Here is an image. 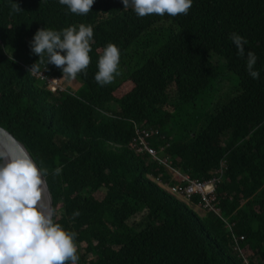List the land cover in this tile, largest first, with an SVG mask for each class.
I'll use <instances>...</instances> for the list:
<instances>
[{"label": "trees", "instance_id": "1", "mask_svg": "<svg viewBox=\"0 0 264 264\" xmlns=\"http://www.w3.org/2000/svg\"><path fill=\"white\" fill-rule=\"evenodd\" d=\"M80 23L93 26L91 62L69 79L45 55L41 73L63 88L51 93L28 72L39 59L34 34ZM233 32L248 41L244 56ZM109 43L119 75L101 86ZM249 50L259 79L248 73ZM0 127L48 170L53 219L77 234V264H264V0H192L175 17H138L122 0H94L86 15L59 0H0ZM135 128L159 132L150 144L169 169L219 177L221 214L201 215L200 196L188 203L160 188L151 178L177 182L130 149ZM234 236L244 237L241 256Z\"/></svg>", "mask_w": 264, "mask_h": 264}, {"label": "clouds", "instance_id": "2", "mask_svg": "<svg viewBox=\"0 0 264 264\" xmlns=\"http://www.w3.org/2000/svg\"><path fill=\"white\" fill-rule=\"evenodd\" d=\"M70 12L86 15L94 0H59ZM123 8L132 7L138 17L153 14L175 17L187 15L192 0H122ZM15 11L22 9L13 4ZM93 26L80 23L61 31L40 28L34 34L31 50L39 59L28 72L41 74L40 64L51 63L62 70V75L75 79L91 62ZM232 43L238 56L245 55L248 41L233 32ZM257 57L247 51V70L253 79H259L255 70ZM120 51L109 43L97 63L95 80L101 86L114 81L119 75ZM57 167L52 175H60ZM48 170L38 168L26 152H8L0 149V264H77L76 233L68 231L54 221V211L44 200L45 177ZM75 215H79L78 212Z\"/></svg>", "mask_w": 264, "mask_h": 264}, {"label": "built area", "instance_id": "3", "mask_svg": "<svg viewBox=\"0 0 264 264\" xmlns=\"http://www.w3.org/2000/svg\"><path fill=\"white\" fill-rule=\"evenodd\" d=\"M33 74L36 78L45 80L46 87L51 93L62 91L63 88L59 85L60 79L58 77H46L45 73ZM159 137V132L151 128H135L134 136L130 142V149L136 155H147L153 160L158 161L160 164L168 167V170L177 172L169 169L168 159L165 157H158L157 151L151 146L150 140L152 138ZM179 173V172H178ZM160 188L170 193V195L180 198L185 202H191L195 196H200L201 206L205 211H215L221 214L220 209L217 208L216 198V186L220 182V178L213 176L210 179H190L187 175L183 174L180 179V183L170 184L165 183L160 178H151ZM231 227V226H230ZM244 237L237 238L234 236L235 248L234 251L240 254L239 242L243 241ZM241 256V254H240ZM245 262V261H244Z\"/></svg>", "mask_w": 264, "mask_h": 264}, {"label": "water", "instance_id": "4", "mask_svg": "<svg viewBox=\"0 0 264 264\" xmlns=\"http://www.w3.org/2000/svg\"><path fill=\"white\" fill-rule=\"evenodd\" d=\"M0 149H5L10 153L23 151L28 154V152L23 147V145L20 144L9 132L4 130L2 127H0ZM37 167L39 168V166ZM45 181H46V178H45ZM45 190H46V196L48 199V205L53 210V201H52V197L49 191L47 181L45 184Z\"/></svg>", "mask_w": 264, "mask_h": 264}, {"label": "rangeland", "instance_id": "5", "mask_svg": "<svg viewBox=\"0 0 264 264\" xmlns=\"http://www.w3.org/2000/svg\"><path fill=\"white\" fill-rule=\"evenodd\" d=\"M231 80L232 81L236 80V77L231 76ZM66 86H69L71 88V90H73V91H75V90H77L79 88V84L76 81H74V80H71L69 83H67ZM141 219H142V215H137L135 218L131 219L129 224L130 225L137 224V223H139L141 221ZM139 229H140V227H139ZM245 263H246V261H245Z\"/></svg>", "mask_w": 264, "mask_h": 264}, {"label": "crops", "instance_id": "6", "mask_svg": "<svg viewBox=\"0 0 264 264\" xmlns=\"http://www.w3.org/2000/svg\"><path fill=\"white\" fill-rule=\"evenodd\" d=\"M170 175H171V179L174 182L180 183V179L183 177V174H180L178 172H172L170 171ZM195 209L201 214L204 215L205 214V210L201 207V206H196Z\"/></svg>", "mask_w": 264, "mask_h": 264}, {"label": "bare ground", "instance_id": "7", "mask_svg": "<svg viewBox=\"0 0 264 264\" xmlns=\"http://www.w3.org/2000/svg\"><path fill=\"white\" fill-rule=\"evenodd\" d=\"M221 172V171H220ZM44 200L47 202L48 204V199H47V196H46V190L44 191Z\"/></svg>", "mask_w": 264, "mask_h": 264}]
</instances>
